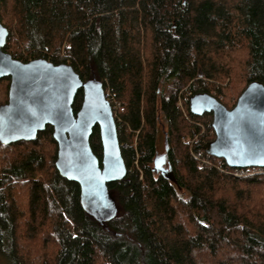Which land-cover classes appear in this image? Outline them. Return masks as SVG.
Masks as SVG:
<instances>
[{"label":"trees","instance_id":"trees-1","mask_svg":"<svg viewBox=\"0 0 264 264\" xmlns=\"http://www.w3.org/2000/svg\"><path fill=\"white\" fill-rule=\"evenodd\" d=\"M0 20L14 58L70 64L125 105L115 121L127 166L108 183L117 213L101 221L82 205L80 185L60 175L52 126L0 144V259L264 264V167L235 169L211 155L198 164L215 137L212 113H190L186 99L190 123L177 106L190 91L231 108L250 82H264V0H0ZM10 82L0 79V105ZM82 102L80 89L75 114ZM200 121L207 131L191 149L182 139L199 133ZM90 144L102 163L98 126ZM158 157L175 181L156 170Z\"/></svg>","mask_w":264,"mask_h":264},{"label":"water","instance_id":"water-1","mask_svg":"<svg viewBox=\"0 0 264 264\" xmlns=\"http://www.w3.org/2000/svg\"><path fill=\"white\" fill-rule=\"evenodd\" d=\"M8 35L0 20V79H11L8 101L0 105V144L34 140L52 126L59 146L56 167L60 175L80 185L82 205L90 214L101 221L113 218L117 209L108 183L123 179L127 166L102 83L83 80L67 63L14 58L4 50ZM80 89L83 102L75 114L73 104ZM189 109L194 115L212 113L215 137L204 144L208 155L224 159L235 169L264 167V82H250L232 108L207 92H198L191 96ZM96 126L102 163L90 144ZM163 161L158 157L154 167L175 181Z\"/></svg>","mask_w":264,"mask_h":264},{"label":"rangeland","instance_id":"rangeland-1","mask_svg":"<svg viewBox=\"0 0 264 264\" xmlns=\"http://www.w3.org/2000/svg\"><path fill=\"white\" fill-rule=\"evenodd\" d=\"M5 89V84L4 85H0V93L1 94H4V90ZM182 97H183V95H182ZM237 101V100H236ZM4 102V101H3ZM2 102V103H3ZM184 102H185V100L183 99V101H182V104L181 105H178V103H177V106L181 109V111H182V113L184 114V116L186 117V115H185V113H184V111H186V112H188L187 111V108L185 107V104H184ZM235 104H236V102H235ZM234 104V105H235ZM233 105V106H234ZM123 106H124V110L122 111V112H124L125 111V105L123 104ZM232 108V107H231ZM189 113V112H188ZM187 118V117H186ZM190 123H194L195 121L194 120H192V118L191 119H187ZM200 125H201V128H200V132L199 133H195V134H193V135H191V134H188V135H186L185 137H183V142H185L186 144H188V146H189V148L192 146H194V144L197 142V141H199V139H200V135L201 134H203V133H205L206 131H207V126L204 124V123H202L201 121H200V123H199ZM211 125H212V123H211ZM210 132V131H209ZM211 133V132H210ZM213 133H214V130H213ZM214 135H215V133H214ZM132 145H135V136H134V139H133V144ZM205 151V150H204ZM159 152H160V155H163V154H165V142H164V136H163V134H161L160 135V137H159ZM196 158V157H195ZM196 160H197V162H198V164H203V163H207V162H204V160H202L200 157L199 158H196ZM136 167V166H135ZM164 168H167V165L166 164H164ZM6 260L5 259H3V258H1L0 259V264H6ZM202 264H210V262L209 261H207V260H202Z\"/></svg>","mask_w":264,"mask_h":264},{"label":"built area","instance_id":"built-area-1","mask_svg":"<svg viewBox=\"0 0 264 264\" xmlns=\"http://www.w3.org/2000/svg\"><path fill=\"white\" fill-rule=\"evenodd\" d=\"M188 94H190V95L192 96V93H191L190 91H188ZM105 95H106L107 99H108V100L111 102V104H112L113 115H114L115 120H116V119L119 120L120 114H121L122 111L124 110V106H123L122 102H120V101H116V100H112V101H111V100L108 98V96L110 95V93H109L108 91L105 92ZM184 113H185L187 119H190V114H189L188 112H186V111H184ZM190 113H191V112H190ZM134 146H135V148H136V143H135ZM191 149H192V146H191ZM198 154L204 156L203 152H199ZM209 156H210V155H208V154L206 153V156H204V157L208 160V157H209ZM129 163H130V166H131V167H135V166L138 165V160L135 159V158H133V157H131ZM254 168H257V167H254ZM239 169H240V168H239ZM241 169H242V168H241ZM252 172H259V170L254 169ZM237 174L240 176V175H243V174H245V173H243V171L240 170V171H237Z\"/></svg>","mask_w":264,"mask_h":264},{"label":"bare ground","instance_id":"bare-ground-1","mask_svg":"<svg viewBox=\"0 0 264 264\" xmlns=\"http://www.w3.org/2000/svg\"><path fill=\"white\" fill-rule=\"evenodd\" d=\"M190 98H191V95L188 94V92H187L183 97H180L179 98L178 105H181L182 104L183 99L184 100L189 99V101H190ZM195 157L196 158H199L200 157L202 160H204V162H207V159L204 156L200 155V154H197Z\"/></svg>","mask_w":264,"mask_h":264},{"label":"flooded vegetation","instance_id":"flooded-vegetation-1","mask_svg":"<svg viewBox=\"0 0 264 264\" xmlns=\"http://www.w3.org/2000/svg\"><path fill=\"white\" fill-rule=\"evenodd\" d=\"M8 101V100H7ZM6 103V102H5Z\"/></svg>","mask_w":264,"mask_h":264}]
</instances>
